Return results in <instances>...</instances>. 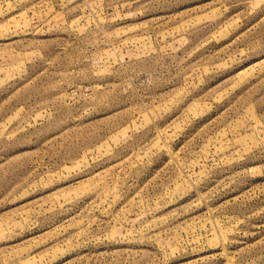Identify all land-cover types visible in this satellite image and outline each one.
<instances>
[{"label":"rangeland","instance_id":"rangeland-1","mask_svg":"<svg viewBox=\"0 0 264 264\" xmlns=\"http://www.w3.org/2000/svg\"><path fill=\"white\" fill-rule=\"evenodd\" d=\"M0 264H264V0H0Z\"/></svg>","mask_w":264,"mask_h":264}]
</instances>
